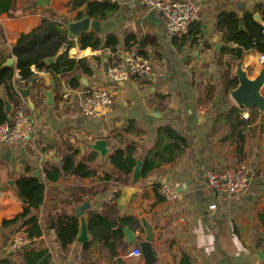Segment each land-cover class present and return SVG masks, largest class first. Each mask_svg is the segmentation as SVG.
Here are the masks:
<instances>
[{"label":"crops","instance_id":"obj_1","mask_svg":"<svg viewBox=\"0 0 264 264\" xmlns=\"http://www.w3.org/2000/svg\"><path fill=\"white\" fill-rule=\"evenodd\" d=\"M194 1L202 7L200 31L193 25L188 35L174 37L161 12L141 0L112 2L114 12L104 19L92 18L101 22V29L90 31L104 41L109 35L117 37L115 51L81 48L78 40H72L75 45L68 49L69 57L87 59L89 71L75 66L70 72L54 75L34 67V82L25 83L16 69L13 82L0 85V98L12 104V113L26 104L35 127L28 144L0 143V264H28L26 251L49 252L48 264H146L143 255L129 254L141 248L126 241L124 230H134L141 239L145 234L142 223L139 228L120 223L124 235L114 253L103 241L94 239L89 225L92 213L112 221L124 216L141 221L139 211L155 227L153 248L158 260L154 264H264V224L260 219L264 211V112L239 105L231 95L234 87L230 83L237 77V62L243 63L250 77L258 75L264 63L257 49L245 50L241 59L224 51L238 44L228 41L217 26L221 12L234 11L245 21V29V13L264 7V0ZM74 2L16 0L14 16L0 14L2 63L14 56L11 50L20 35L32 31L44 16L58 15L65 29L68 22L87 14L86 2L79 6ZM255 13L262 17L259 9ZM128 55L148 58L154 74L114 82L109 67ZM30 83L34 108L29 98L17 91V86ZM88 89L108 90L113 105L99 116L85 114L81 102ZM50 90L54 91L51 99ZM245 111L250 112L249 117L243 116ZM170 129L184 142L177 145ZM100 140L106 142L105 153L97 148ZM130 147L133 156L144 161L143 166L146 158L160 164L136 186L133 172L124 181L107 178L117 174L111 155ZM70 148L80 150L78 159L90 158L96 174L48 179L44 168L62 165ZM242 165L253 174L244 194L221 195L206 186L209 169ZM24 176H38L45 183L44 202L31 212L41 224L42 235L31 248L16 251L11 248V236L22 220L8 225L4 220L24 210L16 191L17 180ZM164 184L175 187L178 198L162 197L159 187ZM133 186L137 192L127 191ZM127 195L130 199L125 201ZM87 202L90 207L84 215L89 242L77 239L79 220L75 240L64 245L57 233L60 218H78V209Z\"/></svg>","mask_w":264,"mask_h":264},{"label":"trees","instance_id":"obj_2","mask_svg":"<svg viewBox=\"0 0 264 264\" xmlns=\"http://www.w3.org/2000/svg\"><path fill=\"white\" fill-rule=\"evenodd\" d=\"M84 2L87 3L86 13L91 18L104 19L114 12L116 5L111 1H92V0H75L74 5L79 6ZM16 0H0V14L7 12L10 16L15 15ZM264 19V7H257ZM258 9H255L257 11ZM254 12L245 13L246 28L239 29L240 16L234 11H223L219 14L217 26L225 32V38L238 44L234 48H225L224 51L234 53L236 59H241L245 50L257 49L264 53V27L255 20ZM83 17V15H81ZM196 25V26H195ZM64 23L61 18L50 13L42 18L37 27L27 33H22L16 43L13 45L11 53L16 57L17 67H2L0 60V85L12 83L15 79L16 69L25 83L34 81L36 78L34 67L46 69L52 74H62L72 71L75 66H81L89 71L90 68L86 58H71L68 50L61 54L51 63L45 61L46 58L55 57L58 51L65 43L69 48L75 45V41L70 40L67 29L63 28ZM200 31V23L194 24ZM193 28V27H192ZM184 36V35H182ZM104 41L95 31H88L81 34L78 42L81 48L92 47L93 49L111 48L116 49L118 38L109 35ZM68 48V49H69ZM18 83V82H17ZM231 85L237 87L239 80L237 77L231 78ZM19 84V83H18ZM14 90V86L10 87ZM8 120V112L5 109V100L0 98V123ZM170 136L176 140V144L184 142V138L179 136L175 131L169 130ZM132 148L117 149L110 157L111 162L117 168L115 176L107 175V178L114 177L117 181H124L136 166L137 159L133 156ZM80 153L78 148H70L68 155L64 158L62 165H52L44 168L46 176L50 180H57L63 175L72 174L79 177H90L96 174L94 168L89 165L90 158L78 159ZM160 164L153 159L146 158L142 168L143 176L148 175ZM16 191L18 196L25 204L22 213L11 220H4V225L16 223L22 220V223L28 226L31 236L39 237L42 235V227L36 216L31 215L33 209L39 208L45 197V183L38 176H24L17 180ZM260 219L264 224V211L260 214ZM90 230L95 240H101L114 253L123 238L124 232L120 228V223L130 225L134 228L141 227V221L136 216H124L120 221H112L99 213L90 215ZM57 233L64 245L73 242L78 234L79 219L75 216H65L60 218L57 225ZM51 254L47 251H26L25 258L28 264H48ZM185 261L188 259L185 257Z\"/></svg>","mask_w":264,"mask_h":264},{"label":"built area","instance_id":"obj_3","mask_svg":"<svg viewBox=\"0 0 264 264\" xmlns=\"http://www.w3.org/2000/svg\"><path fill=\"white\" fill-rule=\"evenodd\" d=\"M106 1V0H93ZM115 2L117 0H107ZM150 8L156 9L164 16L168 32L171 36L188 35L192 26L202 19V7L194 0H141ZM259 60L264 63V53H260ZM109 76L114 82H124L134 76L147 77L154 74V69L148 58L143 55H128L124 61H115L109 67ZM22 80V77L19 76ZM114 99L105 89H88L84 91L81 102L82 111L91 116L104 114L112 106ZM249 117L250 112H243ZM35 127L29 115L26 104H21L13 112L12 120L0 123V143L28 144ZM252 170L246 165L211 168L207 171L206 186L226 196H240L250 187ZM159 193L167 200L178 198L179 191L168 184L159 187ZM215 208V205H212ZM38 237L31 236L28 226L19 223L11 236V248L16 251L31 248ZM129 254L142 256V251L135 248Z\"/></svg>","mask_w":264,"mask_h":264},{"label":"water","instance_id":"obj_4","mask_svg":"<svg viewBox=\"0 0 264 264\" xmlns=\"http://www.w3.org/2000/svg\"><path fill=\"white\" fill-rule=\"evenodd\" d=\"M243 16V14H241ZM254 18L264 27V19L261 17L259 13H255ZM245 26V21H240V29H243ZM66 29L69 33V38L71 40H78L81 34L92 30H100L101 22L99 20H93L88 14H84L81 19L76 21H70L67 23ZM139 45H137V48ZM69 45L65 43L63 47L58 51L55 57L46 58L45 61L47 63H51L55 60V58L59 57L65 51H67ZM11 66L16 68L17 61L13 56L9 58L2 67ZM236 76L238 77L239 83L237 87H235L231 95L233 99L241 106H244L248 110H252L254 107H257L260 111L264 112V65L262 66L260 72L255 77H250L247 70L243 67V63L241 61L237 62L236 65ZM84 85H88L87 79L85 77L82 78ZM34 82V81H33ZM33 83H30L27 87L17 86L18 93L24 97L29 98L32 94ZM53 90L48 91V97L51 99L53 97ZM29 102L31 106L34 108V104L32 100L29 98ZM5 109L8 112V120H12L13 117V107L9 101L5 102ZM97 148L105 153L106 152V142L104 140H100L98 142ZM144 161L142 159H138L134 171L132 173L133 176V185L136 186L140 183V180L143 177L142 168ZM40 174V171L37 172V175ZM129 188L127 191L129 192H137L136 187ZM125 199H130L129 195L126 196ZM90 207V204L84 203L80 209L77 211V217L80 220V233L77 239L83 243H87L90 240L89 234V226L88 220L85 217V210ZM138 215L141 218L142 227L144 229V237L139 239L138 235L134 230L130 228H124L125 230V239L128 243H136L140 246L142 255L145 259L146 264H154L157 262L158 258L153 248V242L155 241L156 231L153 223L146 217L143 211H139Z\"/></svg>","mask_w":264,"mask_h":264}]
</instances>
